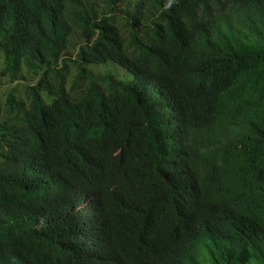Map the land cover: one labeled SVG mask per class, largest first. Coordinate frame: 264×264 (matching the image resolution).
I'll use <instances>...</instances> for the list:
<instances>
[{"label":"trees","instance_id":"16d2710c","mask_svg":"<svg viewBox=\"0 0 264 264\" xmlns=\"http://www.w3.org/2000/svg\"><path fill=\"white\" fill-rule=\"evenodd\" d=\"M0 264H264V0H0Z\"/></svg>","mask_w":264,"mask_h":264},{"label":"rangeland","instance_id":"374dc122","mask_svg":"<svg viewBox=\"0 0 264 264\" xmlns=\"http://www.w3.org/2000/svg\"><path fill=\"white\" fill-rule=\"evenodd\" d=\"M2 62V59H0V64ZM14 84H12L11 82H9L8 79L6 78H2L0 76V95H3V93L5 91H7L9 88L13 87Z\"/></svg>","mask_w":264,"mask_h":264}]
</instances>
